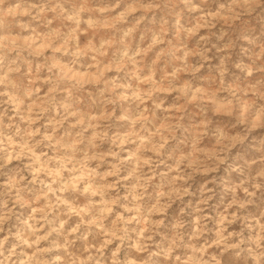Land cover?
Returning <instances> with one entry per match:
<instances>
[{"label":"clouds","instance_id":"obj_1","mask_svg":"<svg viewBox=\"0 0 264 264\" xmlns=\"http://www.w3.org/2000/svg\"><path fill=\"white\" fill-rule=\"evenodd\" d=\"M0 264H264V0H0Z\"/></svg>","mask_w":264,"mask_h":264}]
</instances>
